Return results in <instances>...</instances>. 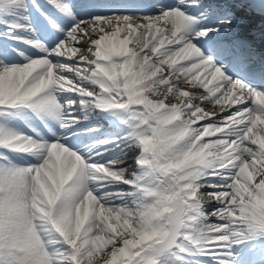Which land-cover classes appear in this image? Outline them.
<instances>
[{"label":"snow or ice","instance_id":"snow-or-ice-1","mask_svg":"<svg viewBox=\"0 0 264 264\" xmlns=\"http://www.w3.org/2000/svg\"><path fill=\"white\" fill-rule=\"evenodd\" d=\"M0 264H264V0H0Z\"/></svg>","mask_w":264,"mask_h":264},{"label":"bare ground","instance_id":"bare-ground-1","mask_svg":"<svg viewBox=\"0 0 264 264\" xmlns=\"http://www.w3.org/2000/svg\"><path fill=\"white\" fill-rule=\"evenodd\" d=\"M182 62H183V61H182ZM184 87H185L186 90H190V91H191V89L189 88V86L185 85ZM187 88H188V89H187ZM195 94H197V95H204V92H203V90H199V91H197ZM202 106L205 107V110H206V111H209V112L213 111V108H212L211 106H208V105H202ZM216 107H217V109H219V106H216ZM206 139H207V138H206ZM210 199H211V198H205L204 203H205V204H208V202H209Z\"/></svg>","mask_w":264,"mask_h":264}]
</instances>
